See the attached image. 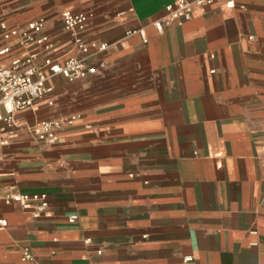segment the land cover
<instances>
[{
	"label": "crops",
	"instance_id": "1",
	"mask_svg": "<svg viewBox=\"0 0 264 264\" xmlns=\"http://www.w3.org/2000/svg\"><path fill=\"white\" fill-rule=\"evenodd\" d=\"M171 1L0 0L9 24L47 18L49 54L74 53L63 9L88 12L84 37L107 43L93 73L51 76L16 113L0 193L49 206L0 204V264H35L24 247L41 264H264V0L194 2L158 31ZM55 118L72 120L52 143L27 128Z\"/></svg>",
	"mask_w": 264,
	"mask_h": 264
},
{
	"label": "built area",
	"instance_id": "2",
	"mask_svg": "<svg viewBox=\"0 0 264 264\" xmlns=\"http://www.w3.org/2000/svg\"><path fill=\"white\" fill-rule=\"evenodd\" d=\"M210 4L212 0H173L164 7V13L153 20V26L158 31L173 22L181 23L192 15L193 3ZM227 6H234L233 0H225ZM88 12H74L63 9L60 13L62 28L72 37L74 53L62 56L54 51L51 35L46 31L47 18L38 16L21 24H9L0 18V154L4 146L11 142L15 129L20 125L16 120L19 110L36 108L35 101L52 91L48 79L60 74L68 80L83 78L95 71V66L88 60L107 47L106 42L94 39L87 40L83 32L87 26ZM139 33L144 42L147 36L141 29H128L125 34ZM51 104V100L47 101ZM71 118L40 119L28 125V130L40 140L52 143L57 139V133L65 122ZM17 203L22 208L30 209L33 217H39L49 206L45 192H22L13 186L0 193V204ZM76 214L68 216V221L77 219ZM7 219L0 214V227L7 225ZM84 242L89 243L90 238ZM103 248H97L102 253ZM22 259L35 264L28 247L22 249Z\"/></svg>",
	"mask_w": 264,
	"mask_h": 264
}]
</instances>
